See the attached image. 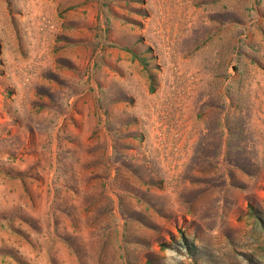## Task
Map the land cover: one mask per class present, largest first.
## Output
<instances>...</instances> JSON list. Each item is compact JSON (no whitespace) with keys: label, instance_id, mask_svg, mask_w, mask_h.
<instances>
[{"label":"rangeland","instance_id":"rangeland-1","mask_svg":"<svg viewBox=\"0 0 264 264\" xmlns=\"http://www.w3.org/2000/svg\"><path fill=\"white\" fill-rule=\"evenodd\" d=\"M173 247L264 264V0H0V264Z\"/></svg>","mask_w":264,"mask_h":264},{"label":"clouds","instance_id":"clouds-1","mask_svg":"<svg viewBox=\"0 0 264 264\" xmlns=\"http://www.w3.org/2000/svg\"><path fill=\"white\" fill-rule=\"evenodd\" d=\"M186 251V250H185ZM177 257L179 260H183L184 257L180 255L176 248H166L163 253V264H169L170 258Z\"/></svg>","mask_w":264,"mask_h":264},{"label":"trees","instance_id":"trees-1","mask_svg":"<svg viewBox=\"0 0 264 264\" xmlns=\"http://www.w3.org/2000/svg\"><path fill=\"white\" fill-rule=\"evenodd\" d=\"M248 207H249V211H252L253 213H255L260 219V216L258 215L259 213L257 212L256 208L252 204H249ZM187 248H188V252L191 255H197L196 252L198 251V248L196 249L194 245H188Z\"/></svg>","mask_w":264,"mask_h":264}]
</instances>
